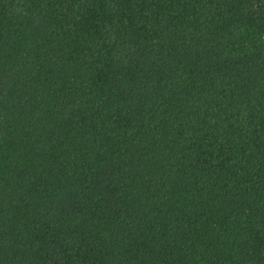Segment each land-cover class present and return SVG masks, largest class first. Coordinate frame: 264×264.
<instances>
[{
  "label": "trees",
  "instance_id": "16d2710c",
  "mask_svg": "<svg viewBox=\"0 0 264 264\" xmlns=\"http://www.w3.org/2000/svg\"><path fill=\"white\" fill-rule=\"evenodd\" d=\"M0 264H264V0H0Z\"/></svg>",
  "mask_w": 264,
  "mask_h": 264
}]
</instances>
